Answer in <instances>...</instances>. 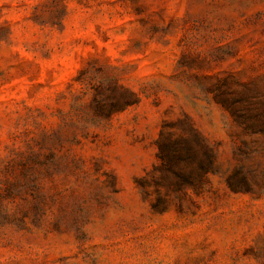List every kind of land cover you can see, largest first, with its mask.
Instances as JSON below:
<instances>
[{
  "label": "rangeland",
  "instance_id": "rangeland-1",
  "mask_svg": "<svg viewBox=\"0 0 264 264\" xmlns=\"http://www.w3.org/2000/svg\"><path fill=\"white\" fill-rule=\"evenodd\" d=\"M0 264H264V0H0Z\"/></svg>",
  "mask_w": 264,
  "mask_h": 264
},
{
  "label": "trees",
  "instance_id": "trees-1",
  "mask_svg": "<svg viewBox=\"0 0 264 264\" xmlns=\"http://www.w3.org/2000/svg\"><path fill=\"white\" fill-rule=\"evenodd\" d=\"M197 156H198L197 149L193 144V142H191L190 140H184L182 151L180 154L181 159L184 160L185 162H191Z\"/></svg>",
  "mask_w": 264,
  "mask_h": 264
}]
</instances>
